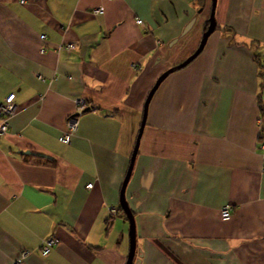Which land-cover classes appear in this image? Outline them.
<instances>
[{"label": "crops", "instance_id": "crops-1", "mask_svg": "<svg viewBox=\"0 0 264 264\" xmlns=\"http://www.w3.org/2000/svg\"><path fill=\"white\" fill-rule=\"evenodd\" d=\"M211 8L0 0V106L15 96L0 137V264L26 252L24 264H126L119 196L144 104L196 52ZM214 18L202 54L148 107L125 191L140 264H264V0H216Z\"/></svg>", "mask_w": 264, "mask_h": 264}, {"label": "water", "instance_id": "water-1", "mask_svg": "<svg viewBox=\"0 0 264 264\" xmlns=\"http://www.w3.org/2000/svg\"><path fill=\"white\" fill-rule=\"evenodd\" d=\"M212 1V9H211V15L209 17L208 20V28L206 30V32L204 33L200 45L198 47V49L196 50V52L194 54H192L186 61H184L182 64L168 70L167 72H165L163 75H161V77H159V79L156 81L154 87L152 88V90L150 91L145 104H144V116H143V120L140 126V130H139V134L137 136V140H136V144L130 159V163H129V167L125 176V179L123 181L121 190H120V196H119V208L120 210L123 212V214L125 215L126 219L128 220L129 223V234H128V238H129V252L127 255V261L126 264H140V258L135 261L136 258V232H135V224H134V218L132 216V213L130 212V209L126 203L125 200V191L127 188V185L130 181V177L133 171V167H134V163L137 157V153H138V148H139V143L142 137V133L145 127V123H146V116H147V111H148V107L149 104L154 96V94L156 93V91L158 90V88L160 87V85L164 82V80L166 78H168L170 75L179 72L185 68H187L190 64H192L203 52L208 39L214 34L215 30H216V23H215V18H214V12H215V4H216V0H211Z\"/></svg>", "mask_w": 264, "mask_h": 264}, {"label": "built area", "instance_id": "built-area-1", "mask_svg": "<svg viewBox=\"0 0 264 264\" xmlns=\"http://www.w3.org/2000/svg\"><path fill=\"white\" fill-rule=\"evenodd\" d=\"M98 13H102V10H98L96 12H94V14H98ZM138 24H141V22L138 21ZM42 40H44L43 37H41ZM60 50V49H59ZM66 51H74L75 47L73 45H68L65 48ZM14 99L15 96L14 95H9L8 97H6L3 101V103L0 106V137H2L4 134H6L8 132V121L14 116L15 114V107H14ZM78 108V116H80L84 110H85V103L83 101L77 100L76 102ZM75 120V119H73ZM76 125L77 122L76 121H70V134L63 136L62 138H60L58 141L62 144V145H70L71 143V133L75 132L76 129ZM264 149V148H263ZM91 185H89L87 188L88 190L91 189ZM112 214L115 213L114 210L111 209ZM230 212H231V208L230 206H225L222 210H221V221L222 222H227L230 220ZM58 244V241L56 240H50L45 242L42 245L40 254L43 257H46L50 254L51 250L53 249L54 246H56ZM27 252L23 253L20 257V259L16 260L13 264H24L26 257H27Z\"/></svg>", "mask_w": 264, "mask_h": 264}, {"label": "rangeland", "instance_id": "rangeland-1", "mask_svg": "<svg viewBox=\"0 0 264 264\" xmlns=\"http://www.w3.org/2000/svg\"><path fill=\"white\" fill-rule=\"evenodd\" d=\"M235 42H236V40H235ZM210 43H211V41H210ZM255 60H258V58L257 59L255 58ZM257 64H258L257 65L258 66V74H260V76L258 75V78L260 77V86L263 89L264 88V58H260L259 62ZM262 89H261V91H262Z\"/></svg>", "mask_w": 264, "mask_h": 264}, {"label": "trees", "instance_id": "trees-1", "mask_svg": "<svg viewBox=\"0 0 264 264\" xmlns=\"http://www.w3.org/2000/svg\"><path fill=\"white\" fill-rule=\"evenodd\" d=\"M201 1H203V0H201ZM230 208H231V207H230ZM119 211L122 212L120 209H119ZM231 215H232V209H231V212H230V220H231ZM220 219H221V218H220ZM230 220H229V221H230ZM229 221H227V222H222V221H221V222H222V223H228Z\"/></svg>", "mask_w": 264, "mask_h": 264}, {"label": "bare ground", "instance_id": "bare-ground-1", "mask_svg": "<svg viewBox=\"0 0 264 264\" xmlns=\"http://www.w3.org/2000/svg\"><path fill=\"white\" fill-rule=\"evenodd\" d=\"M262 148H264V147H262ZM264 150V149H263Z\"/></svg>", "mask_w": 264, "mask_h": 264}]
</instances>
